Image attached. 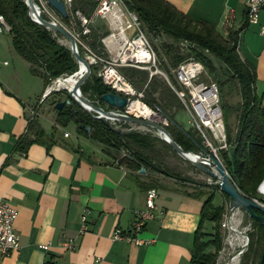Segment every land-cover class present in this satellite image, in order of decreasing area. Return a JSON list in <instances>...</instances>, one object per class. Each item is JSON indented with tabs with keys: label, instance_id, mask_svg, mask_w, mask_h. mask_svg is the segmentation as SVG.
Segmentation results:
<instances>
[{
	"label": "crops",
	"instance_id": "obj_1",
	"mask_svg": "<svg viewBox=\"0 0 264 264\" xmlns=\"http://www.w3.org/2000/svg\"><path fill=\"white\" fill-rule=\"evenodd\" d=\"M166 1L194 20L208 21L224 37L245 25L246 0ZM232 10L235 22L228 30L224 21ZM258 24L260 28L264 25V12ZM8 49L13 58H21L12 38ZM254 62L258 90V84L264 86V47ZM4 65L9 66L7 61ZM24 80L28 81L27 71L23 74L16 66L0 74V198L19 212L15 230L21 245L13 254L0 256V264H44L52 260L54 264H190L204 197L175 178L142 174L105 159L102 147L93 148L89 144L93 141L86 137H81L87 139L85 142L77 141L80 136L73 139L70 132L69 138L60 136L50 151L45 145L34 144L27 154H21L16 150L19 139L26 133L29 120L35 118L33 111L47 90L43 82V92L37 102H32L25 93ZM105 108L113 110L107 105ZM47 116L37 118L51 133L53 124L51 130L43 125ZM77 148L82 154L74 152ZM152 188L158 191L157 218L139 235L150 242L137 246L114 241L117 229L129 231L135 212L146 207V194ZM70 241L76 243L74 249L67 248ZM44 245L50 249L44 250Z\"/></svg>",
	"mask_w": 264,
	"mask_h": 264
},
{
	"label": "trees",
	"instance_id": "obj_2",
	"mask_svg": "<svg viewBox=\"0 0 264 264\" xmlns=\"http://www.w3.org/2000/svg\"><path fill=\"white\" fill-rule=\"evenodd\" d=\"M126 2L139 16L147 33L161 41L158 47L161 56L160 68L168 74L175 87L179 88V85L172 71L188 58L201 60L211 73H216L211 66V60L205 54L206 50L231 72L230 78L239 86L241 102L237 108L236 131L233 134L228 127L227 148L219 151V158L222 159L225 169L241 193L250 198H258V189L264 181V94L259 96L257 93L255 67L243 60L238 52L241 33L250 26L247 10L244 27L224 37L208 21L194 20L166 0ZM94 8L95 3L90 0H75L72 11L74 13L80 11L85 16H90ZM0 15L5 17L10 26L9 34L15 52L28 62L30 72L43 80L46 89L54 81L72 77L79 70L71 49L59 42L58 36L61 35L32 21L25 0H0ZM62 21L69 27L71 16L63 18ZM106 34L107 32H101L99 28L93 31L89 38L93 50L99 53L102 51L101 39ZM182 41H187L194 47L183 49L180 45ZM79 50L83 54L80 46ZM95 70L92 67V75L82 86V93L93 103L105 108L106 104L102 97L115 92L97 77ZM121 71L137 90L144 93L143 102L154 111L162 112L170 120L166 128L174 140L187 152H199L204 140L196 132L186 131L177 123L175 116L184 107L167 81L158 75L150 76L147 70L123 68ZM57 103L59 101L54 102L53 106ZM56 121L63 129L74 124L77 134L100 145L103 152L119 165L136 172L151 167L157 173L180 179L176 174L162 169L161 164L164 162L160 158L163 148L171 150L176 155L177 153L166 142L151 133L131 130L125 135H120L103 121L92 118L74 105H65L62 110L57 111ZM117 125L125 128L127 124ZM87 127L92 128L90 134L86 132ZM60 136L64 134L58 127H53L51 133H47L35 117L29 120L28 129L19 139L16 150L21 154H27L32 145L41 144L50 151L51 146L58 143ZM74 152L81 153L79 148ZM155 161L160 164L156 165ZM199 193L204 197V204L201 222L194 234L190 264H219V253L223 248L224 239L221 222L226 209L225 206L214 204V195L205 197V193ZM256 213L262 214L260 211ZM208 222L213 225L212 231L207 230ZM252 225L254 231L249 234L250 245L242 257L241 264H260L262 257L264 227L256 221H253ZM49 262L53 263V260Z\"/></svg>",
	"mask_w": 264,
	"mask_h": 264
},
{
	"label": "built area",
	"instance_id": "obj_3",
	"mask_svg": "<svg viewBox=\"0 0 264 264\" xmlns=\"http://www.w3.org/2000/svg\"><path fill=\"white\" fill-rule=\"evenodd\" d=\"M36 1L43 9L44 16L48 20L60 23L74 36L78 47L80 46L83 51L82 55L87 59L91 68L96 69L97 77L116 94L127 98L128 105L123 111L124 113L140 118L130 113V107L136 101L145 107H148V105L143 102L144 93L137 90L121 70L123 68L147 70L150 72V76L158 75L165 79L175 91L184 109L190 115L192 126L201 135L204 143L213 148L211 138L226 142L224 112L221 106L218 82L212 79L208 82L204 81L203 77L208 75V68L201 60L191 57L184 60L172 71L179 85V88L175 87L168 74L160 68L161 63L157 52L139 16L130 9L126 0H90L95 3V8L90 16H85L80 11L72 12L75 0H60L64 3L68 16H73L77 20L76 27H74L71 18L69 28L72 29V32L65 26L62 21L63 17L51 6L48 0ZM246 10L250 24L259 21L261 14L264 12V0H246ZM101 21L108 26V30L105 31L107 34L101 39L103 55L93 50L89 43L90 36ZM234 22L235 12L232 10L224 21L225 28L228 30L233 29ZM9 31V24L5 17L0 15V36ZM260 35L264 37V25L260 28ZM180 45L183 49L194 47L187 41H182ZM239 50L240 42L238 52ZM205 54L210 53L206 50ZM49 90V88L46 90L44 96ZM164 125L168 126V124ZM64 136L69 138L71 134L66 132ZM225 148H227V144ZM258 191L263 199H252L264 207V181ZM157 197V189L148 190L146 207L135 212L129 231L117 229L114 232V241L128 242L137 246L146 245L150 242L144 241L139 235L150 221L157 218ZM18 215L17 209L12 207L6 199L0 198V256H9L20 249V236L15 230ZM232 224L238 229V224L234 222V218ZM223 227L229 229L228 222H225ZM82 231H87L86 214L82 216ZM66 246L69 249H74L76 243L70 241ZM42 248L48 251L50 246L44 245ZM44 264L54 263L48 261Z\"/></svg>",
	"mask_w": 264,
	"mask_h": 264
},
{
	"label": "rangeland",
	"instance_id": "obj_4",
	"mask_svg": "<svg viewBox=\"0 0 264 264\" xmlns=\"http://www.w3.org/2000/svg\"><path fill=\"white\" fill-rule=\"evenodd\" d=\"M71 18L73 20L74 27H76L77 20L73 18V16ZM66 27L72 32V29H70L68 26ZM97 28L101 29V32L108 30L107 24H105V22H102V21L97 24ZM147 35L150 38V41L152 42L157 52V55L159 57V61L161 63V60H160L161 56L158 51L159 50L158 47L160 46L161 41L159 39L153 38L148 33ZM10 38L11 36L9 32H5L3 35L0 36V74L6 73L7 69L14 68V66H16L18 68V71H21L23 74H25L27 71L28 81L26 82V80H24L23 82V84H25V87H26L25 93L30 94L32 98V102H37L38 97L43 92V88H44L43 82L40 79L32 76L28 72L27 64L23 59L19 58L17 60L13 58L11 52H9V49H8L10 46ZM240 38L241 39H240L239 54L243 60H248V62L253 65L255 63L254 61L257 59L259 51L261 50L262 47H264V38L260 35V26L258 24V21L252 22L250 26L247 28V32L241 33ZM58 40L61 44L69 47L68 41L62 36L61 37L58 36ZM96 52L99 53V51H96ZM99 54L103 55V52L100 51ZM208 57H209V60H211V63H212L211 66L213 67L214 70H216V73H210L209 70L207 69L208 75H205L203 77V80L208 82L209 80L212 79L218 82L220 86L221 106L224 112V124H225L226 134H227L228 127L232 130L234 134L236 131V126H237V108L241 102V94H240L239 86L236 82L232 81V79L230 78L231 72L218 58H216L215 56L211 54H208ZM5 61L8 62V65H9L8 67L4 65ZM56 81H54L52 85L48 88L49 89L52 88L55 85ZM54 89H57V90L61 89V90L54 91L46 99H44V95H43L39 103L40 106L38 108L35 107L36 110L33 111L34 113H36L35 117L40 118L41 115L43 116L44 114H46V116L48 115L47 116L48 119L51 120L50 122L48 119H43V125L46 127L47 130L52 129V125H51L52 123L54 127L56 126L59 128L61 133L65 134L66 132H70L73 135V139L74 137L80 136V138L77 141L80 140L81 142H85L87 139L81 138L85 136L77 134L76 126L74 124H70L67 128H64V129L58 126L57 121H56L57 111L55 110V106H53V103L56 101H59V102L66 101V99H68V91L66 90V88H59V87H55ZM257 92L259 96H262L264 94V86L258 84ZM151 110L157 116V120L155 121L162 123V124H169L170 120L166 118L162 112L160 111L156 112L153 109ZM175 117H176L177 123L181 127H183L186 131L192 130L196 132L199 136H201L192 126L191 118L187 110L185 109L180 110ZM116 127L122 130L132 129V130H137V131L144 132V133H151L154 136L159 137V134L155 130L147 128V127L139 126V125L127 124L125 128H122L120 125L116 124ZM210 140L213 143V148L207 145L206 143H204L202 148L201 147L199 148V152L203 153L207 157L215 153V155L218 157L217 159L223 164L222 159L219 158V151L226 149L225 148L226 142L220 141V140L219 141L214 140L212 138ZM89 144H91L93 148L101 147L94 142H89ZM102 151H103V148H102ZM162 151H163L162 156L160 157L162 158L161 160L164 162V164H161L162 169L167 170L170 173L176 174V176L180 178L179 180L177 179L176 180L184 184L187 188L192 189L193 191H197L201 193L203 192L205 193V197L214 195L215 205L225 206L226 214L224 215L223 220L221 222V230H222L223 237H224L223 248L219 253L218 263L227 264L235 254H237L240 250H242L246 242L243 235L234 233L230 231V229L223 227V224L225 222H228L227 218H228L230 198L225 196L219 190V188L216 186L217 181L214 178H212L210 175L197 169L196 167H194L187 161L183 160L178 154L176 155L171 150L163 148ZM191 152H198V151H191ZM102 157L105 159H110L112 161V158L108 157L104 152H102ZM155 164L159 165L160 163L155 161ZM145 170H146V173L151 172V173L158 174L151 167H148ZM160 174L167 176L163 173H160ZM258 198L263 199L259 191H258ZM233 218H234L235 223L238 224V230L240 232H247L248 234H250L254 231L252 222H249L247 220L246 216L242 213V211H237ZM206 226L208 227L207 228L208 231H212V228H213L212 223L208 222ZM243 255L244 254H242L238 258V264H241Z\"/></svg>",
	"mask_w": 264,
	"mask_h": 264
},
{
	"label": "water",
	"instance_id": "obj_5",
	"mask_svg": "<svg viewBox=\"0 0 264 264\" xmlns=\"http://www.w3.org/2000/svg\"><path fill=\"white\" fill-rule=\"evenodd\" d=\"M51 6L63 17H68L67 9L64 3L60 0H48ZM28 13L32 21L37 23L40 26L45 27L46 29L53 31L56 34H60L65 38L69 43V48L72 51L74 58L76 59L79 69L83 68V73L76 83L72 91H68V99L66 101L59 102L55 105V110L60 111L62 108L67 106H77L79 109L83 110L85 113L90 115L96 120L103 121L109 128L120 135H125L131 130H122L116 127L117 123L133 124L143 127H147L155 130L159 137L166 142L183 160L187 161L197 169L203 171L204 173L210 175L214 178L217 183L216 186L219 190L230 197V204L228 210V226L230 231L243 235L246 242L237 254H235L227 264H230L234 258H239L245 251L249 248L250 245V236L247 232H237L234 229L232 220L237 211H242L246 216L249 222L256 221L264 227V207L254 202L252 198L245 196L238 187L235 185L234 181L226 171L223 164L217 159L216 155H210L207 157L200 152H187L185 151L172 137L170 132L167 130L166 126L157 121H152L143 118H136L134 116L128 115L123 111L128 105L127 98L118 95L116 93H108L102 97L103 102L111 107L113 110H106L105 108L99 106L98 104L93 103L82 93V86L87 82V80L92 75V68L87 61V59L82 55L79 50L78 44L74 36L60 23L48 20L43 13V9L37 3L36 0H25ZM71 77V76H70ZM65 80V78H62ZM58 79L57 81H59ZM56 81V82H57ZM54 87V86H53ZM50 88L48 93L44 96L46 99L54 91H59L54 88ZM92 128L87 127L86 132L91 133ZM214 166V168H212ZM142 174L146 173L145 169L140 171ZM256 211H260L262 214L259 215ZM260 264H264V248L262 252V257Z\"/></svg>",
	"mask_w": 264,
	"mask_h": 264
},
{
	"label": "bare ground",
	"instance_id": "obj_6",
	"mask_svg": "<svg viewBox=\"0 0 264 264\" xmlns=\"http://www.w3.org/2000/svg\"><path fill=\"white\" fill-rule=\"evenodd\" d=\"M82 69L83 68L79 69L72 77H66L65 78V79H68V80L64 81V79H60L59 81H57L55 83L53 88H55V87L66 88L68 91H72L73 88L75 87L76 83L80 79L82 73H83ZM58 90H61V89H58ZM129 111L133 115L138 116L140 118H144V119H148V120H152V121L157 120V116L155 115V113L149 107H145L144 105H142L140 102H137V101L132 104V106L130 107ZM212 168H214V166H212ZM234 229L237 232L238 229L235 228V227H234ZM230 264H238V258H234Z\"/></svg>",
	"mask_w": 264,
	"mask_h": 264
}]
</instances>
